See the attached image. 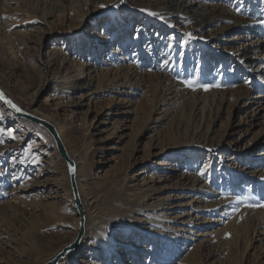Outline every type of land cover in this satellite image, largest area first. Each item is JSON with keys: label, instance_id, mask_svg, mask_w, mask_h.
Here are the masks:
<instances>
[{"label": "rangeland", "instance_id": "rangeland-1", "mask_svg": "<svg viewBox=\"0 0 264 264\" xmlns=\"http://www.w3.org/2000/svg\"><path fill=\"white\" fill-rule=\"evenodd\" d=\"M181 1L182 5L193 2L190 8L198 14L185 19L168 11L146 13L136 7L138 0H0V85L26 111L38 109L51 116L71 149L86 157L88 164L100 158L104 147H115L116 160L105 168L110 182L101 185L93 165L89 166L91 179L82 182L89 217L95 214L93 210L105 211L112 205L115 219L127 217L124 212L134 208L119 204L116 194L120 189L132 190L131 178L140 167L126 168L129 146L125 143L123 150L116 149L122 145L116 143L115 135L92 148L93 136L86 121L71 119L70 112L52 100L54 85L64 86L65 92L82 86L83 92L94 98L84 109L92 108L90 119L102 107L104 110L126 98L135 114L133 134H145L143 139L138 136L140 156L149 149L163 150L161 159L174 160L178 149L195 143L196 148L179 162L182 171H187L175 172L176 177L167 182L175 185L173 189L153 194L147 201L161 200L158 214L178 215L191 242L204 238L203 228H212L214 235L202 248L205 256L211 254L210 260L205 261L209 256H197L190 264H264V0ZM48 12L53 13L46 16ZM208 19L217 21L208 25ZM201 23L199 29L193 27ZM109 35L111 42L105 46ZM199 66L204 69L202 74ZM101 67L115 68L119 79L88 81L81 77L84 70ZM162 74L166 78L162 79ZM125 77L126 86L112 88ZM172 80L178 86H172L176 83ZM201 85L210 86V93L201 97L206 102L203 113L195 111L200 92H209ZM173 90L176 92L170 93ZM2 103L0 264H40L70 231L58 220L60 199L48 196L59 183L63 184L62 193L71 191L68 169L60 153L53 156V165L42 158L34 163V153L41 147L28 152V141L35 137L45 147L50 143L49 132L14 119ZM19 123L21 128L16 126ZM11 126L18 128L16 137L29 131L19 149L9 146L17 142L8 134ZM54 148L52 145L49 152ZM162 170H150L149 175H165ZM175 193L182 197L173 198ZM167 196H172L169 201ZM239 203L243 205L238 213L245 204L251 213L241 233L226 239L232 235L225 236L220 224ZM71 206L69 223L78 217L75 204L68 205L66 211ZM108 220L107 231L120 225V221ZM107 236L111 238L110 233ZM127 239L138 243L131 236ZM161 242L146 236L137 259L135 250L125 254L118 243L110 257L100 254L95 259L103 264H185L183 249L179 250L184 247L182 241L178 248L172 247L175 241L169 246ZM92 257L87 250L77 260L88 262Z\"/></svg>", "mask_w": 264, "mask_h": 264}, {"label": "bare ground", "instance_id": "bare-ground-1", "mask_svg": "<svg viewBox=\"0 0 264 264\" xmlns=\"http://www.w3.org/2000/svg\"><path fill=\"white\" fill-rule=\"evenodd\" d=\"M65 1V0H63ZM181 0H138V4L136 7L144 11L146 13L148 12H164L168 11L170 12V15L172 16H177V17H184L185 19H189L193 17L195 14L197 15L199 11L190 8V5L194 4L193 2L191 4L185 3L182 5ZM172 4L176 6H171ZM1 13V12H0ZM53 12H48L46 16H51ZM102 13V12H100ZM68 18H71L72 13L67 14ZM208 22L211 21V19L207 20ZM217 20L211 21L208 23V25H211L212 23L216 22ZM203 24L201 23L199 25H193V27H197L198 29L202 27ZM141 27L139 26V30ZM110 36V35H109ZM106 36L105 40L107 42L104 44L107 46L111 42V36ZM102 44V43H101ZM100 44V45H101ZM103 45V44H102ZM109 47V46H108ZM111 48V53H114V48L113 46H110ZM62 49V48H61ZM59 52V51H58ZM117 52V51H116ZM246 59H250L251 57L248 55H245ZM201 65V64H200ZM203 66V65H202ZM121 67V66H120ZM84 69V68H83ZM115 69V68H114ZM113 69V70H114ZM112 68H100L98 70L89 68L86 71L84 70L83 74L81 77H84L88 81L94 80L95 78L98 79V77H102L104 80H109L114 81L119 79V75L116 74V72H113ZM193 70V68H192ZM198 70L200 71L199 73H203L204 69L199 66ZM86 73V75H84ZM163 75V74H162ZM171 76V75H169ZM166 78L165 75L162 76V79ZM125 80L122 81V83L119 85H114L112 88H118L121 89L124 85L126 86L128 81H126L127 77L124 78ZM175 79V78H174ZM177 80V79H176ZM174 81V80H172ZM209 81V80H208ZM176 82V81H174ZM112 83V82H111ZM127 83V84H126ZM215 85V83H212ZM112 85V84H111ZM178 86V82L172 84V86ZM42 86V85H41ZM44 86V85H43ZM202 90H208L209 92H200V99L197 101L195 111H200L203 113L206 107V102H202L201 97L203 95H206L210 93V86H203L201 85ZM1 90L9 97L12 99L13 103L15 106L22 112H26L25 109H23L14 99L13 97L7 93V91L4 90L3 86L0 85ZM42 88V87H40ZM218 90V88H217ZM55 93H51V97L53 98L52 100L55 102V104L59 107L62 108L66 111L70 112V118L71 119H79V120H84L86 121L87 124V129L89 133H92V142H93V147L92 148H98L101 146V144L105 143L106 140L109 139L110 136H117V144L119 146L116 149L118 150H123V147L126 146V144L129 146V160L126 164V168L128 169H133L134 167H140L139 171L134 174L131 178V191H123L120 189L116 195H119L117 200L119 201V204L129 206L134 209L128 210L127 212H124V214L127 216L123 219L117 218L115 219L116 216V209L114 207L109 206L105 211L104 209L101 210H93V213H95L92 217L88 216L87 213V207L84 201L83 197V187L84 184L82 183L84 180H88L90 178V168L89 166H96L97 168V173L96 177H98L100 180L101 185H107L110 182V179L107 178V165L111 162H115L116 160V155L113 153L115 151L114 146H108L104 147L102 154L100 155V158L98 160H91L90 164L87 163L86 157L83 158V156H80L78 153L74 152L67 141L65 140L63 133L61 131V128L57 122L53 120V118L49 115H46L43 112H39L38 109L36 111H31L33 115L36 117H39L43 120H46L48 122H53L54 126H56L57 131L59 132V135L65 146H67V150L69 152V155L71 156L72 159L75 160L76 165H77V185H78V190H79V195L81 198L82 202V209L85 214V233L84 236L82 237L79 245L71 252H69L67 255H65L63 258H61L58 262V264H103V261H100V259H95L96 257L98 258L100 254H105V256L110 257L111 253H113V250L116 246V243L121 244L126 251L125 254L129 253L131 250H135V257L137 259L138 255V250L140 247V242L146 238V236H150L155 239H160L162 240L163 245H170L175 241L174 246L178 248V242L182 241V244L184 247L180 248L179 250L183 249L182 251L184 252L183 260L185 264H190V261H194L195 258L198 256L200 259L203 257H208L205 261H209L211 258V254L209 255H204L202 253V248L206 247V245L211 239V237L214 235V231L211 232L210 227L203 228L206 230L204 238H202L199 242L194 243L191 242V239L189 240V236H185V226L182 222L178 220V215L171 216V214L164 213V214H158L157 213V207L161 203H159V199H155L153 202H148L150 197L153 196V194H158L163 192L164 190H172L175 185L167 183L168 181H172L177 173V171H181L183 174L185 172L182 171V165L179 163L181 159H183V156L190 151L192 148H196V144H188L183 146L182 148L178 149V153H174V160H165L161 159L160 157L164 155L163 150L159 151H153L151 149L146 151V154L140 156L139 153L141 150L138 148V144H141V139H143L145 136L144 131L133 134L134 130V121H135V114L134 110L131 108V103L125 98L123 100L118 99L115 103H113L110 107H106L103 110V107L100 109L97 114L90 119L89 116V111L85 112L84 109L87 106H90L94 102V98L91 97L90 94H86L83 92V87L76 86L73 90L67 91V94L64 90V86L62 85H54V90ZM176 90L171 91L170 93H174ZM175 99V98H172ZM0 102H2L0 100ZM5 108H7V112H9L14 119H18V121L23 122V124L36 127L38 129L39 127L42 129H45L44 127L34 124L31 121L22 118V117H17L11 110L8 109V107L2 103ZM132 109V110H131ZM20 123L16 126L20 127ZM24 126V125H23ZM21 128V127H20ZM116 128V129H115ZM26 129V128H25ZM18 128L15 126H11L10 129L8 130V134L13 137L14 140H16V143H11L9 146L15 147L14 149H19L21 145L26 143V140L28 139L27 133L29 131H24L21 135L16 137V132ZM46 130V129H45ZM47 131V130H46ZM131 133L133 134L131 136ZM50 134V133H49ZM141 136L138 138V136ZM50 140L49 144H45V147H42V143L39 142L38 140L35 139V137H32L30 141H28V152H32L34 150H37L38 147H41L39 152L34 153V163L37 162L38 159L42 158L44 162H46L48 165L54 164V157L55 155L59 154V151L57 150L55 140L53 139L52 135L50 134ZM128 138V140H126ZM126 143V144H125ZM125 144V145H123ZM54 145V149L52 150V153L49 152V148ZM175 152V151H174ZM138 155V156H137ZM54 156V157H53ZM90 161V160H89ZM175 161V162H173ZM164 166V167H163ZM166 166V167H165ZM164 168V169H163ZM47 170L51 169L50 167L46 168ZM163 169V170H162ZM159 171L162 170L165 173V175H156V173H152L149 175V171ZM187 171V170H186ZM94 174V173H93ZM91 179V178H90ZM152 179L155 180L152 185L148 186ZM55 180V179H54ZM58 178L55 182L58 183ZM70 180V179H69ZM63 184H58L54 185L50 189L49 197L51 198H59L61 203H62V209L57 213L59 217V221L66 227V235L68 236L66 240H63L64 242L61 243V245L53 250V252L49 255H46L41 258L40 264H44L45 262L51 261L66 245L70 244L74 239L76 238L78 232H79V227H80V216L77 211L76 205L74 207V211L77 212V219L74 220L72 223H69V212H72L73 207L71 206L69 210L66 211V208L68 205H73L75 204L72 190L71 191H65L66 187H64V191L67 192V194L62 193L63 190H61ZM177 185V184H176ZM57 186V187H56ZM71 186V184H70ZM137 187V188H134ZM178 186V185H177ZM49 188V187H48ZM178 191H185V190H178ZM173 195V194H172ZM72 196V197H71ZM185 196V195H183ZM113 197V196H112ZM172 196H167L166 200L169 201ZM176 197V198H175ZM180 196V193H175L173 195V198L178 199ZM161 199V198H160ZM236 202V201H235ZM68 203V204H67ZM67 204L66 207H63ZM114 204V203H113ZM243 203L235 204L231 210H229V214L226 215L223 219V222H221V226L223 231H226V235L228 234L232 235L231 238H226V239H233L237 237L241 231L243 230V224L245 225V220L247 218V214L251 213L250 211V206L247 204L244 205L243 211L241 213H238V210L240 206H242ZM149 209H154L153 212H149ZM166 210V208H165ZM105 212V213H104ZM89 212L90 214H93ZM137 213H139L142 217L138 218ZM87 214V216H86ZM130 218V219H128ZM244 220H241L243 219ZM106 219H109L110 221H120L118 227H111L109 231L105 230L106 228ZM108 220V221H109ZM68 221V222H67ZM108 229V227H107ZM162 229V230H161ZM201 230V228H200ZM106 232V233H105ZM204 232V231H203ZM202 232V233H203ZM69 233V234H68ZM111 234V238H107V234ZM117 235V236H116ZM132 237V239H135L138 241L137 244L134 243V241H131L130 239L124 240L125 238ZM105 237V238H104ZM209 237V238H208ZM185 239H188L185 243ZM248 242L247 246L249 245L250 239H247ZM161 244V245H162ZM132 248V249H131ZM90 250V255H93V257L90 259V261H85L83 262L81 260H77L78 256L81 255V253H84V251ZM170 252V251H169ZM173 252V251H172ZM117 253V258H119L120 254ZM102 258V257H101ZM127 263V261L121 262L120 264ZM135 264V262H132L131 264ZM129 264V263H128Z\"/></svg>", "mask_w": 264, "mask_h": 264}, {"label": "water", "instance_id": "water-1", "mask_svg": "<svg viewBox=\"0 0 264 264\" xmlns=\"http://www.w3.org/2000/svg\"><path fill=\"white\" fill-rule=\"evenodd\" d=\"M0 100L8 107L9 110H11L17 117H22L25 118L29 121H31L34 124H38L42 127H44L53 137L55 140V144L57 147V150L59 151L60 155L63 157V159L66 162L67 169H68V174H69V179H70V184H71V190L73 194V198L75 201V205L77 208V211L80 216V227H79V232L70 244L66 245L51 261L45 262L44 264H58L59 260L63 258L65 255H67L69 252L73 251L80 243L82 237L84 236L85 233V214L82 209V202L81 198L79 195V190H78V185H77V165L74 159L71 158L69 155V152L61 139L59 132L57 131L56 127L46 121L43 120L39 117H36L32 113L26 111L22 112L20 111L15 104L13 103L12 99L9 98L0 88Z\"/></svg>", "mask_w": 264, "mask_h": 264}]
</instances>
